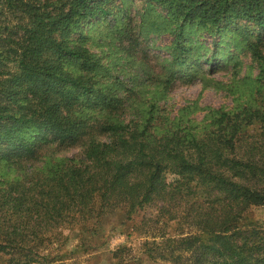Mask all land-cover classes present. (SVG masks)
<instances>
[{"label":"trees","instance_id":"16d2710c","mask_svg":"<svg viewBox=\"0 0 264 264\" xmlns=\"http://www.w3.org/2000/svg\"><path fill=\"white\" fill-rule=\"evenodd\" d=\"M113 1L0 0V255L72 264L80 249H64L66 232L118 218L152 260L264 264V224L252 214L264 207V0H144L138 25L126 8L111 13ZM105 22L131 52L135 29L170 28L173 67L191 74L205 71L200 35L243 49L258 63L255 102L198 123L162 119L139 85L95 88L92 73L106 69L81 46L85 26ZM131 251L119 247L114 264H134Z\"/></svg>","mask_w":264,"mask_h":264},{"label":"rangeland","instance_id":"374dc122","mask_svg":"<svg viewBox=\"0 0 264 264\" xmlns=\"http://www.w3.org/2000/svg\"><path fill=\"white\" fill-rule=\"evenodd\" d=\"M108 6L111 7V13L126 8L136 25L139 24L142 9L151 7L144 0H114ZM152 9L155 13H164L156 7ZM134 32L140 34L141 43L139 48L131 52L128 42H120V36L111 30L108 23L85 26L84 33L88 39L81 49L99 60V64L106 69V73H92L95 76L91 77V82L95 84V88L121 93L128 89L127 86L139 85V89H143V94H140L141 101L151 102L157 98L154 102L157 108L162 109L158 113L162 119H171L181 112L198 123L213 110L230 111L243 104L255 102L256 89L251 85L250 78L257 76L258 63L243 49L227 47L200 35L196 45V71H205H201L204 73L200 75L194 70L191 74L187 67H173V56L167 50L173 39L169 34L170 28L165 30L163 27L152 26L145 30L135 29ZM78 36V33L73 34L75 39ZM228 41L224 39L225 43ZM146 58L153 70L152 78L143 74L147 67ZM168 77L170 81L164 83ZM161 122L164 123L163 120ZM67 155L70 156L71 153ZM252 214L255 220L264 224V207L253 208ZM129 230V227L120 225L118 218H110L86 235H81L78 231L66 232L67 242L64 249H80L75 260H68L66 263L114 264L113 253L119 247L127 245L132 251L126 258L131 259L134 264H167L159 259H149L143 254L139 249L142 243L140 241L146 238H141L140 241L129 240ZM154 231L157 233V228ZM7 259L0 255V264H7Z\"/></svg>","mask_w":264,"mask_h":264}]
</instances>
